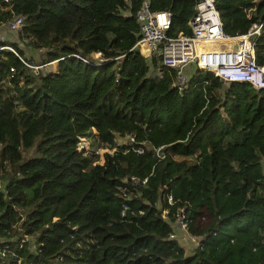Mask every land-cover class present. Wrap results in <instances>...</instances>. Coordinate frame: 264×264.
Wrapping results in <instances>:
<instances>
[{
  "label": "trees",
  "instance_id": "1",
  "mask_svg": "<svg viewBox=\"0 0 264 264\" xmlns=\"http://www.w3.org/2000/svg\"><path fill=\"white\" fill-rule=\"evenodd\" d=\"M142 1L0 2V24L23 14L22 43L57 62L36 72L32 53L0 40L13 48L0 49V246L16 254L0 264H264V89L195 68L179 91L156 57L153 77L135 46ZM196 1L149 0L172 12L169 35L190 33ZM215 5L229 35L263 20L264 64V0ZM93 128L111 147L134 134L133 146L93 163L77 149ZM180 207L197 238L189 252L170 236Z\"/></svg>",
  "mask_w": 264,
  "mask_h": 264
},
{
  "label": "built area",
  "instance_id": "2",
  "mask_svg": "<svg viewBox=\"0 0 264 264\" xmlns=\"http://www.w3.org/2000/svg\"><path fill=\"white\" fill-rule=\"evenodd\" d=\"M2 1L7 2L6 8H11V0H0V2ZM171 17L170 10H154L150 8L149 0H143L136 12L139 37L135 45L139 50L148 52L146 56L150 60L152 57H156L160 65L173 70V85L179 91L188 88L190 76L197 67L215 73L225 83L245 81L256 88L264 89V64L258 63L255 56V41L261 32L263 20L253 23L245 33L229 35L222 28L215 0L196 1L194 13L187 21L190 33L179 31L174 35L167 34L171 25ZM24 20L23 14H15L0 26L5 25L9 31L18 32ZM215 42L219 44L210 45ZM3 47L13 49L8 45L0 46V49ZM42 66L43 64L34 65L35 71L37 72ZM162 73V69L156 70L158 76H161ZM204 82L206 81L204 80ZM116 134V145L119 141L125 140H128L130 145L133 144L134 134L125 136ZM77 149L83 150L85 154L88 153L90 150L87 139L83 140V137H80ZM136 150L142 152L143 146H137ZM155 150L159 157L163 156L160 151L161 146L156 147ZM130 179L133 185L144 184L147 181V177L141 179L131 176ZM119 190L125 192V187H119ZM171 200V195H167V201L171 202ZM182 212L183 208H178L174 220L176 230L181 233L182 231L187 232V219ZM168 214L169 208H163L162 217L167 218ZM176 235L177 231L170 234L171 237H176ZM192 238L196 237L192 236ZM8 253L16 255L10 252L9 245L0 246L1 256L8 257ZM16 264H20L19 257L16 258Z\"/></svg>",
  "mask_w": 264,
  "mask_h": 264
},
{
  "label": "rangeland",
  "instance_id": "3",
  "mask_svg": "<svg viewBox=\"0 0 264 264\" xmlns=\"http://www.w3.org/2000/svg\"><path fill=\"white\" fill-rule=\"evenodd\" d=\"M0 40H9L10 42L18 43L27 52V55H30V53H32L34 59L37 60L38 64H43V67H42L43 69H55L57 67V62L56 61L42 62V60H41L42 57H40L39 51L38 50H33L29 46L24 45L22 43V41L20 40V36H19L18 32L9 31L5 25L0 26ZM140 48H141V46H140ZM139 51H140V53L143 56H145V57H147L149 59V63H150V66H151L150 74L153 77L158 78L159 76L156 74V70H154V68H152V61L150 60V58L148 56H146V55H148V52H145L144 50L142 51L141 49ZM93 56L94 57H99V53L98 52L94 53ZM197 69L205 71L204 69H201L200 67H197ZM209 72L213 73L211 71H209ZM213 74L215 75V73H213ZM231 82H245V81H231ZM223 83H224V86H225V85H227L230 82H228V83L223 82ZM245 83H249V82H245ZM249 84H251V83H249ZM203 85L205 86V82L204 81H203ZM253 87L256 88L255 86H253ZM256 89H259V88H256ZM17 107L21 108L20 105H18ZM92 130H93L94 134L92 133L89 136H86V138L83 137V140L87 139V141L89 142V150H90V152L88 154L92 153L91 155H94L95 158L93 159L94 160L93 163H97V164L103 165L104 162H105V159H106V153H109V154L112 153L115 150V148H114V146L111 147V146H109L107 144L99 142L98 139L95 136L96 130L94 128ZM28 154H30V153L28 152ZM262 162H263V168H264V159H263ZM208 220H209V218H208V216H207V214L205 212L201 216L199 224L200 225H204V224H206V222H208ZM179 236H181L182 238H186V240L182 239V238H180V240H181V244L184 247H186V251L187 252H189V250L191 249V246H193L194 244L197 243V241H196L197 238H195V239L192 238V236L191 235L189 236L186 231H182V233H180ZM182 240H184V242Z\"/></svg>",
  "mask_w": 264,
  "mask_h": 264
},
{
  "label": "bare ground",
  "instance_id": "4",
  "mask_svg": "<svg viewBox=\"0 0 264 264\" xmlns=\"http://www.w3.org/2000/svg\"><path fill=\"white\" fill-rule=\"evenodd\" d=\"M226 42H227V41H226ZM211 44H219V43H218V42H215V43H210V45H211Z\"/></svg>",
  "mask_w": 264,
  "mask_h": 264
},
{
  "label": "crops",
  "instance_id": "5",
  "mask_svg": "<svg viewBox=\"0 0 264 264\" xmlns=\"http://www.w3.org/2000/svg\"><path fill=\"white\" fill-rule=\"evenodd\" d=\"M177 231V230H176Z\"/></svg>",
  "mask_w": 264,
  "mask_h": 264
}]
</instances>
